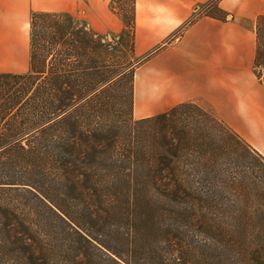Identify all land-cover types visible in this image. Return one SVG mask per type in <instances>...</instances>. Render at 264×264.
<instances>
[{"label": "trees", "instance_id": "obj_1", "mask_svg": "<svg viewBox=\"0 0 264 264\" xmlns=\"http://www.w3.org/2000/svg\"><path fill=\"white\" fill-rule=\"evenodd\" d=\"M256 37L264 82V13ZM30 40L0 73V264H264L256 148L193 102L135 118L134 70L69 12L32 11Z\"/></svg>", "mask_w": 264, "mask_h": 264}, {"label": "crops", "instance_id": "obj_2", "mask_svg": "<svg viewBox=\"0 0 264 264\" xmlns=\"http://www.w3.org/2000/svg\"><path fill=\"white\" fill-rule=\"evenodd\" d=\"M210 1L135 0V54L148 58L135 71L134 117L193 102L264 155V82L255 72L256 23H251L264 13V0H219L232 14L227 18L194 15ZM110 2L0 0V73L29 70L32 11L69 12L108 35L124 28Z\"/></svg>", "mask_w": 264, "mask_h": 264}, {"label": "rangeland", "instance_id": "obj_3", "mask_svg": "<svg viewBox=\"0 0 264 264\" xmlns=\"http://www.w3.org/2000/svg\"><path fill=\"white\" fill-rule=\"evenodd\" d=\"M211 1L209 3H207L208 7H206V8L204 7L202 11H199V13L200 12L205 13V14L213 13L214 15L220 14V12L217 8L219 1H215V2H213V4H211ZM115 6L118 8L119 13L126 16V19L129 21L131 15H132V11H131L132 10V1L131 0H117V3H115ZM54 12H56V11H54ZM197 15H198V13H197ZM229 15L231 16L232 14L231 13L229 14V12H228L227 16L225 15L224 17L227 18ZM257 17L254 16L251 23H254V22L256 23ZM229 18H231V17H229ZM79 19H81V18H79ZM247 23H250V21H247ZM123 29L119 32H114V33L107 35V41H109L112 45V48L110 49V55L109 56H110L112 64H114L115 68L120 66V68H122V67L126 68L127 71H129V70L133 71L134 70L133 72H135L136 69L141 64H143L148 57H146V58L145 57H138L135 54V51H133V49H132V42H133V33L132 32L133 31H132V29H127V31L124 34H122ZM258 68L262 69V67L255 65V72H258ZM128 87H130V82H128ZM127 97L128 98H127L126 103L123 107V110L125 113L129 112V110H130L129 93H128ZM194 106H196V107L189 106V107H185V108H201L198 104H196ZM204 109H206V108H204ZM206 110L210 111L209 109H206ZM225 159H227V156ZM241 161H243V159ZM250 161L253 162L252 164H250L251 168L252 167L258 168L259 165H264V162L261 158L256 157V159H247V163ZM246 167L247 166L240 168L239 170L242 172L243 170H246L245 169Z\"/></svg>", "mask_w": 264, "mask_h": 264}, {"label": "built area", "instance_id": "obj_4", "mask_svg": "<svg viewBox=\"0 0 264 264\" xmlns=\"http://www.w3.org/2000/svg\"><path fill=\"white\" fill-rule=\"evenodd\" d=\"M204 7H205V6H201V7L197 8V10H196V12H195L194 15H196L197 13H199V11H202ZM194 15H193V16H194ZM258 72H263V68H262V69H259V68H258Z\"/></svg>", "mask_w": 264, "mask_h": 264}]
</instances>
